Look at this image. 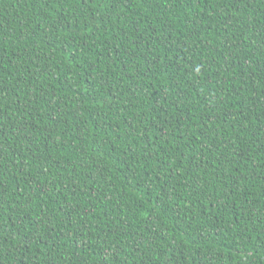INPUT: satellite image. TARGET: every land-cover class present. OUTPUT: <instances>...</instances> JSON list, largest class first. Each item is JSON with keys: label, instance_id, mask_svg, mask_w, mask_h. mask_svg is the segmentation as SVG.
I'll return each instance as SVG.
<instances>
[{"label": "trees", "instance_id": "trees-1", "mask_svg": "<svg viewBox=\"0 0 264 264\" xmlns=\"http://www.w3.org/2000/svg\"><path fill=\"white\" fill-rule=\"evenodd\" d=\"M0 264H264V0H0Z\"/></svg>", "mask_w": 264, "mask_h": 264}]
</instances>
